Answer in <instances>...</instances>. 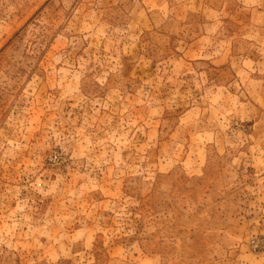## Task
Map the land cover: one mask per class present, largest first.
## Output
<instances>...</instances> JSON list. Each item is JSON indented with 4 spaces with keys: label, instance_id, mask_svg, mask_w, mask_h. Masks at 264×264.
<instances>
[{
    "label": "rangeland",
    "instance_id": "374dc122",
    "mask_svg": "<svg viewBox=\"0 0 264 264\" xmlns=\"http://www.w3.org/2000/svg\"><path fill=\"white\" fill-rule=\"evenodd\" d=\"M0 264H264V0H0Z\"/></svg>",
    "mask_w": 264,
    "mask_h": 264
}]
</instances>
